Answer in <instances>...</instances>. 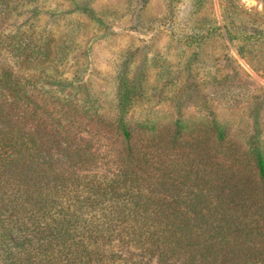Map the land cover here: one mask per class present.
<instances>
[{
	"label": "trees",
	"instance_id": "1",
	"mask_svg": "<svg viewBox=\"0 0 264 264\" xmlns=\"http://www.w3.org/2000/svg\"><path fill=\"white\" fill-rule=\"evenodd\" d=\"M0 42V264H264L259 138L129 120L125 75L103 106L50 66L60 53Z\"/></svg>",
	"mask_w": 264,
	"mask_h": 264
},
{
	"label": "rangeland",
	"instance_id": "2",
	"mask_svg": "<svg viewBox=\"0 0 264 264\" xmlns=\"http://www.w3.org/2000/svg\"><path fill=\"white\" fill-rule=\"evenodd\" d=\"M14 33L61 54L47 61L85 82L75 95L114 105L133 81L129 120H213L227 144L264 148V0H0V39Z\"/></svg>",
	"mask_w": 264,
	"mask_h": 264
}]
</instances>
